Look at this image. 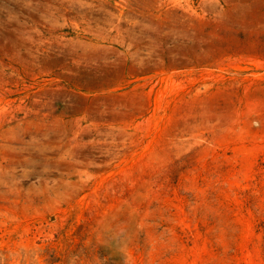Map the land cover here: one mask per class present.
Wrapping results in <instances>:
<instances>
[{"label": "rangeland", "instance_id": "374dc122", "mask_svg": "<svg viewBox=\"0 0 264 264\" xmlns=\"http://www.w3.org/2000/svg\"><path fill=\"white\" fill-rule=\"evenodd\" d=\"M0 264H264V0H0Z\"/></svg>", "mask_w": 264, "mask_h": 264}]
</instances>
